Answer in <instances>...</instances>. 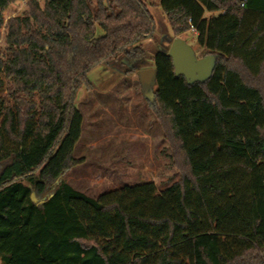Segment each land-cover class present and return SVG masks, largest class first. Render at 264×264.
Wrapping results in <instances>:
<instances>
[{"label": "trees", "instance_id": "obj_1", "mask_svg": "<svg viewBox=\"0 0 264 264\" xmlns=\"http://www.w3.org/2000/svg\"><path fill=\"white\" fill-rule=\"evenodd\" d=\"M21 1L0 0V40ZM41 1L0 48L2 263L264 264V0H157L173 36L195 28L216 66L188 85L156 50L148 105L180 180L97 199L61 181L84 162L77 94L103 65L145 70L155 21L144 0Z\"/></svg>", "mask_w": 264, "mask_h": 264}, {"label": "rangeland", "instance_id": "obj_2", "mask_svg": "<svg viewBox=\"0 0 264 264\" xmlns=\"http://www.w3.org/2000/svg\"><path fill=\"white\" fill-rule=\"evenodd\" d=\"M29 1L15 2L5 11L0 40L2 50L6 49L7 23L25 16ZM144 2L156 26L155 36L142 42L148 53L144 69H154L156 50L169 49L175 37L158 1ZM196 37L189 31L179 38L193 47L197 58L201 59L203 51ZM125 70L112 63L98 67L89 74L92 89L83 88L77 94L76 107L83 115V126L74 158L84 162L61 181L93 199L125 186L149 182L154 183L160 193L180 180L172 151L148 105V100L153 99L155 85L145 86L136 72L126 75ZM0 264H3L1 259Z\"/></svg>", "mask_w": 264, "mask_h": 264}, {"label": "water", "instance_id": "obj_3", "mask_svg": "<svg viewBox=\"0 0 264 264\" xmlns=\"http://www.w3.org/2000/svg\"><path fill=\"white\" fill-rule=\"evenodd\" d=\"M168 56L172 59L175 76L184 77L188 85L207 82L212 77L216 66L214 56L197 58L193 47L179 37L171 42ZM137 74L143 85H155V69L141 70ZM32 199L35 201L34 194Z\"/></svg>", "mask_w": 264, "mask_h": 264}, {"label": "built area", "instance_id": "obj_4", "mask_svg": "<svg viewBox=\"0 0 264 264\" xmlns=\"http://www.w3.org/2000/svg\"><path fill=\"white\" fill-rule=\"evenodd\" d=\"M38 2H40L41 0H37ZM190 32H192V33H195L196 34V30H195V28H193V27H191V29H190Z\"/></svg>", "mask_w": 264, "mask_h": 264}, {"label": "crops", "instance_id": "obj_5", "mask_svg": "<svg viewBox=\"0 0 264 264\" xmlns=\"http://www.w3.org/2000/svg\"><path fill=\"white\" fill-rule=\"evenodd\" d=\"M208 15H210V14H208Z\"/></svg>", "mask_w": 264, "mask_h": 264}]
</instances>
